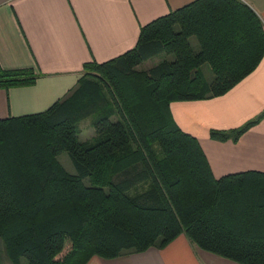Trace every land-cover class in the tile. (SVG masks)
Wrapping results in <instances>:
<instances>
[{
    "label": "trees",
    "instance_id": "1",
    "mask_svg": "<svg viewBox=\"0 0 264 264\" xmlns=\"http://www.w3.org/2000/svg\"><path fill=\"white\" fill-rule=\"evenodd\" d=\"M263 56V23L248 4L193 0L141 26L132 49L85 62L76 86L44 111L0 119V242L8 261L87 264L162 249L184 234L203 251L264 264V172L216 178L198 139L169 109L174 100L226 93ZM38 76L0 69V85H31ZM86 117L94 135L80 140ZM263 117L264 110L209 136L237 141ZM63 151L74 173L58 160Z\"/></svg>",
    "mask_w": 264,
    "mask_h": 264
},
{
    "label": "crops",
    "instance_id": "2",
    "mask_svg": "<svg viewBox=\"0 0 264 264\" xmlns=\"http://www.w3.org/2000/svg\"><path fill=\"white\" fill-rule=\"evenodd\" d=\"M193 0H0V69L32 68L31 85H0V119L44 111L65 97L82 75V65L103 62L132 49L140 27ZM264 27V0H242ZM205 74V73H204ZM210 80L212 75L205 74ZM176 124L196 137L216 178L264 172V117L237 141H218L210 129L238 127L264 110V56L226 93L169 104ZM87 264H238L203 251L180 234L162 249L126 253Z\"/></svg>",
    "mask_w": 264,
    "mask_h": 264
},
{
    "label": "rangeland",
    "instance_id": "3",
    "mask_svg": "<svg viewBox=\"0 0 264 264\" xmlns=\"http://www.w3.org/2000/svg\"><path fill=\"white\" fill-rule=\"evenodd\" d=\"M195 41H196L195 38L191 37V43L195 44ZM163 57H164L163 55L157 56L152 60H149V61H146V62L140 64L138 66V68H142V69L148 68V67L152 66L153 64H155L156 62H158ZM202 69H203L205 74L212 75V72L210 71L207 64L202 65ZM79 127H80V134H79L80 140L90 139L94 135V129L90 125V118L86 117V118L82 119L79 122ZM57 158L67 171L74 173V168H73L72 162H71L67 152H65V151L61 152L60 154H58ZM67 248L68 247L65 248L64 252L67 251ZM0 259H1V262L3 264H11L6 257L4 247L1 244V242H0ZM20 264H25V261L22 260Z\"/></svg>",
    "mask_w": 264,
    "mask_h": 264
}]
</instances>
